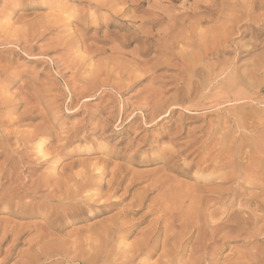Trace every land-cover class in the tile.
<instances>
[{
    "label": "rangeland",
    "instance_id": "rangeland-1",
    "mask_svg": "<svg viewBox=\"0 0 264 264\" xmlns=\"http://www.w3.org/2000/svg\"><path fill=\"white\" fill-rule=\"evenodd\" d=\"M163 1L162 4L164 6L165 4L166 6L169 5L168 0ZM220 1L224 3L218 4L221 3ZM233 1L235 2L236 0H217V8H215L217 12L215 11V13L218 14L215 15L216 20L213 21L215 24L211 22L210 25V22L206 21L204 23H199L197 26L196 32L199 31L197 34L199 33L204 37H206L204 34H210L211 39L213 38L212 35L217 33L214 39L216 43L220 42L214 44L213 39L212 41L208 37L204 38L199 35H197L196 38L200 37L199 42H203V46H207L206 49H208V52L213 44L222 49L223 45H225L224 51H227V53L225 52L224 54L225 57L227 55L226 62L228 61L230 64L229 66H232L231 69L235 67L233 71H235L234 75L237 79H239L240 74H242L239 80L240 82L242 81L243 87L249 90V95H251V97L247 99L249 102L247 100V102L244 101L241 104H234L232 102L229 104L226 103L227 105H218V107L216 106L212 108V110L209 108L207 111L188 112L181 106L176 105L172 107L171 105L174 95L176 96L174 97L176 100L182 95L179 91L182 82L181 80L179 83V80L182 79L180 64H172L173 61L170 63L172 65H167L168 67L162 66L154 72L156 75L148 71L143 72L149 67L146 66V69H144L145 67L142 68L141 70L143 71L139 70L141 72L136 70L131 73V76L130 73L127 74V70L122 68V70H124L122 71L116 68L115 66L117 65H115L113 61L112 63L115 66L113 67L111 63L109 67L111 61H108V58L104 57L105 55L109 56V53L101 54L102 52H95L97 53L96 55L94 52H91L90 55V52L84 51L85 53H83L84 48H80L76 51L78 53L76 55V52H69V48L67 49L65 45H62L63 38H70L67 34L71 35L72 38L86 34L88 36H86L87 39L85 40L87 42H85L86 45L96 44L97 47L99 46L102 48L105 46L100 43V45H97L98 43H94L91 37L94 36L96 32L97 35L99 34L101 36L106 31H117L110 21L111 19L109 22L106 17H103L104 19L101 17V22H96L92 19L91 15L93 9L90 10L84 0L82 2L81 0H0V72L2 73H0V140H2L0 142L3 143L0 145L4 147L0 148L1 154L3 153L0 158V231L7 228L9 232L11 231L10 234L12 236L17 235L21 238L7 264H24L26 261L28 264L32 262L36 264H100L101 261V264H109V262H103L105 259L98 254L99 248L96 247V245L98 244L97 246H99V244H101L99 240L100 233L107 226L113 224L114 220H118L115 224L119 222L116 224H119L117 226V231L119 233L116 231L114 243H112L113 245L111 244V246H113L111 250H116L115 254H111V258H109L111 264H128V261L124 260L125 258L130 259L129 264H142V262L144 264V260H146L145 264H160L159 261H162L161 264H165L166 260L162 258V255H164V252H167L169 255V248L172 249L170 255L176 256L171 264H194V260L193 262L191 260L194 259V257L191 258V254L197 258L198 256L201 257L203 254V257L207 259L205 264H238V262L239 264H245V262L248 264L247 260L249 262V260L252 261L253 258H255V253H259L257 251H259L260 248L262 249L263 245L258 248L256 243H251L252 241L249 240V238L244 239L247 235H243V237L237 239H234V236L236 228L238 226L242 227L240 224L237 225L240 219H249L259 216V218L262 217L264 220V125L262 124L264 123V102H262L264 101V9L257 13L258 17L256 14L255 17L248 18L245 15L246 11L242 10L244 8H246L244 10H248L253 4V0L250 2L246 0L245 5L242 4L240 0L236 1L237 4H234ZM242 1L244 3V0ZM247 1L252 4H248ZM180 3L181 2H177L172 5L178 7ZM190 3L188 2V4ZM241 5H244L242 10H238ZM228 6L231 7L227 8ZM87 8L89 10H87ZM144 8L145 5L142 9ZM232 9L238 11L236 12V10H234V13ZM89 11H91V13ZM229 13L233 15L231 16ZM236 13H241V15L244 14V17ZM227 14H229L230 17ZM259 14H261V16ZM220 16L223 19H219ZM233 16L235 22L232 21L230 23V18L232 20ZM239 16L242 18L240 19ZM225 17L227 19H225ZM237 18L239 19V24L236 22ZM88 19L92 20L90 21ZM253 19L255 21H253ZM51 20L54 21L51 22ZM81 20L89 22V33L82 29L80 24V22H82ZM247 20H249V22H247ZM223 21H227L226 24ZM244 21L247 23H244ZM49 22L51 25L54 22L56 27L61 25L58 27L59 31L64 28V32L62 30L59 34L55 28L44 32L43 36L32 34V31L37 33L40 27L47 25ZM135 23L138 25L139 20L135 22L133 20V22L129 24L128 29L123 32L117 31L118 34H127L126 36L132 34L137 26ZM186 23L191 25V23ZM223 24L225 25L223 26ZM229 24L230 26L238 24V27L232 30ZM38 26L39 28H37ZM65 26L69 27L66 28ZM225 26H228V28ZM223 27H225L226 30L224 35V32H222L224 30ZM28 30L32 31L29 32ZM21 32L24 33V37H26L27 41L22 37L23 35ZM220 33L221 37H225L226 44H224V38H222V40L221 37L218 36ZM91 34L92 36L90 37ZM232 34L233 37L230 36ZM18 35L20 37H18ZM29 36L32 37L29 38ZM217 36L220 40H218ZM229 36L230 40H228ZM17 38L19 39L17 40ZM194 39L184 42V45H188L189 48L188 46L186 47L187 49L183 48L184 45L181 46V44H177V48L179 46L183 48L184 55L182 60L189 61V65L196 61L199 62L202 59L200 61L201 63L196 62V64H199L198 66H201V69L204 68L205 70L206 68L203 64L206 61L205 56H207L208 52L204 51V53L206 52L205 55H203V52H199L200 54L202 53V57L204 58L201 56L199 57L200 54L197 51H199L198 49L204 50V47L201 48L202 44L197 45L199 43L197 41L198 38L195 39L198 43ZM206 39L208 41L207 44L205 41ZM211 42L212 45L209 44V46L208 43ZM25 43H27V46H25ZM191 43L196 45L193 44V46ZM34 45L35 48H32V50L31 47H34ZM29 46L31 47L28 48ZM190 46L194 49L198 47V49L194 51ZM106 47H108V45H106ZM178 49H180V47ZM192 51L196 53L193 54ZM98 54H100V56ZM75 55L77 57H75ZM78 55L82 56V61H80L81 56L78 58ZM87 55H90V57ZM195 56L197 59H201L197 60ZM225 57H223V59H225ZM77 58L80 60H75ZM191 58L193 61L190 60ZM69 59H73L72 62ZM203 60L204 62H202ZM101 61L103 67L101 66L102 68L100 67L99 69L96 66H100ZM221 61L223 62L225 60ZM76 62H78L79 65L83 62L85 63H83L82 68L85 66L87 68L85 67V69H82L83 72L80 71L82 74H78L80 73L79 70H75L74 63ZM107 62L108 65L106 66ZM187 62L184 61L186 65ZM66 64H72V69L74 68L73 70L75 72L77 71V73H74ZM92 65L95 66L92 67ZM97 68L99 70H97ZM117 70L120 71V74ZM256 70L257 72L259 71L256 74L258 78L262 77L259 80L255 74H251L253 72L255 73ZM95 71H100V74ZM104 72L107 74L109 73L108 75H111L109 76L110 78ZM137 73L145 74L142 76ZM94 74H99L100 79L98 75H96V77ZM117 74H119V78L117 77L119 80L115 78ZM248 74L249 76L255 75L253 79H256L250 80L251 82L253 81L250 84H248L250 81L248 82L245 79L249 77ZM153 75L157 78L153 77ZM81 76H83V79ZM86 76H88V79ZM136 76L139 78L141 76V79L137 78L132 80V78H136ZM91 78H93V81H91ZM86 79L88 81H86ZM114 79L117 80L119 84H117ZM127 79H129V81ZM138 79L139 81H137ZM89 80L93 82L91 86L94 85V89L89 87L91 84ZM125 80H127L126 83ZM111 81L115 88H117L118 85L123 87L124 84L126 87L122 89L118 86L119 89L116 90L114 88L112 90V86L110 87L111 89L109 88V86L112 85ZM94 82H99L101 85L105 86L101 87L99 83L96 84ZM127 82L129 85H127ZM253 83L254 85H252ZM120 84H122V86ZM82 88H84L83 90L89 88V92L86 94L82 93ZM147 92L151 95L148 94L147 96ZM155 94L157 95L156 97L153 96ZM149 96H153V100ZM159 96L160 99L157 102V97L159 98ZM145 97L147 99H145ZM70 99H72V104L68 106V104H70ZM148 99H151L149 101L152 102L147 101ZM161 99L163 100V104H161ZM166 100L168 103H166ZM159 102L160 105L157 107L155 103L159 104ZM145 104L150 105L146 106ZM161 105L163 113L160 111V113H157L158 116L153 118L150 117L149 114L153 113V111L155 112V107L159 108ZM164 105L168 106L167 109H170L169 111L173 110L172 113L169 111L166 113L167 109L165 110L166 107ZM157 108L156 110H158ZM239 113L244 115V127L238 124L237 114ZM256 115L257 117H255ZM258 117H260L261 122ZM33 135H35V137ZM31 136H33L32 139ZM230 154L232 156H230ZM221 161L223 163H221ZM231 161L238 162L241 166L243 165V167L253 168V171L249 172L250 174L244 177L243 183H241L242 180H238V177L229 176ZM86 173H88V175ZM113 175H120L121 178L123 176L124 182L122 188L131 184L130 188L132 189H129V193H124V190L121 189L108 199L107 196L110 194L107 192L106 188L107 181H109ZM82 179L83 181H81ZM159 179L163 181V183H160L161 188L160 186L154 188V182L159 181ZM78 182H80V186L74 185V183L78 184ZM87 182H89V185L84 184ZM238 184L241 186L245 184L242 186V190ZM148 185H152L149 187L151 191H148V195L145 197L146 200H144L142 206H140L138 200L143 196V188ZM73 186L76 189H72ZM181 187L182 189H180ZM80 188L83 189H81V193L80 190L78 191ZM98 188L101 190L103 198H97L94 195ZM232 188H235L239 192L244 191L246 195L236 196L234 194L235 196H233L231 193L233 191ZM69 189L70 192L68 191ZM72 190H75L74 193ZM80 194L82 197L79 196ZM198 194H200L201 197ZM228 194L229 197L227 196ZM49 195L51 198L55 199L47 197ZM71 195L75 198L73 196L71 197ZM192 195L193 197H190ZM228 198L233 199L232 202L227 201ZM192 200L195 202L199 200L197 202L198 204H195V207L197 206V208H199L203 205L202 207L204 210L202 207L200 208H202L203 211L200 208V210H196L197 208L195 209L193 204L194 201ZM22 203L26 206L30 205L24 207ZM75 203H77L78 206ZM191 204L193 206H191ZM154 205H157L155 207L156 211L160 209L159 216H161V223L165 226L162 231H159L155 235V252H150L149 258H147L148 253H145L147 254L146 256L145 254H142V256L137 253L136 258L135 255L132 257L131 254L133 252L129 251L130 247L133 246L131 247V249H133L132 251H136L135 248H137L138 244L141 242H139V240H142L140 238L143 237L141 236L143 235V231H148L149 226H151L149 220L152 219V214L150 213L152 212L151 210L155 209L153 207ZM22 206L24 208H22ZM74 206L77 207L75 208ZM209 206L211 209L213 208L212 211ZM27 209L31 210L28 211ZM163 209L166 210V213ZM219 210L222 212L221 215L219 214ZM200 211L202 215L204 214L203 217L199 215L201 214ZM208 211L210 214L213 212L211 216L215 214V220L218 219V221L222 218L226 221L228 217H231L232 222H230V225L233 226L231 228L228 224L230 227L227 228V231L229 232L230 228L231 230L234 229V231H230L229 233H235H233L234 236L228 233L231 237L228 235L229 237L225 238L226 241L224 239L219 241L214 249L210 248V250L208 249L206 252L203 251L204 253L201 250L195 252L194 249L198 247L196 245H199L197 241H201L200 239L197 240V237H199L201 233V231L199 233L197 229L202 225H199V223L204 221ZM192 214L195 215L192 216ZM62 216H64V219H62ZM165 216H167L166 218L168 221L164 220L166 219ZM199 216H201L203 220L201 219L200 221ZM190 218L194 222L197 221L195 219L198 218V226L196 223L194 225L197 229L192 225L193 223H191ZM214 218L215 217H212L213 220L211 221L215 222ZM60 219L61 221H59ZM112 220L113 222H111ZM103 225H105V227H101ZM166 225L169 228L167 232L165 230L167 228ZM12 227L15 233L11 230ZM1 235L2 232H0V237ZM206 236L207 239L208 235ZM92 237L94 239L96 238L94 241H99H92ZM167 237H170V240L167 239ZM116 238H118V243ZM165 239L168 242H165ZM84 240L86 242H84ZM119 240H121L122 243L119 242ZM171 240L174 241L172 242ZM76 242L81 245H78ZM92 242L95 243L94 246H92ZM88 243L90 244L88 245ZM168 243L169 245H166ZM171 243L172 245L175 243V252H173L174 247L170 245ZM220 243L225 245L220 246ZM9 244H11V239L5 244L7 246H3L2 249H6ZM33 244H36V246ZM50 246L52 247L48 248ZM58 246L59 248L62 247L60 248L61 252L57 249ZM77 247L83 250L81 249V252L77 250V252L75 250ZM94 247L98 248V253ZM120 247H122V249H120ZM123 247L129 249H124ZM69 248L71 251L73 250L74 253H80L78 255L71 254ZM48 249L50 251H48ZM215 249L217 251H215ZM84 250L87 252L86 254ZM126 250H128L129 253ZM117 251H121V254ZM123 252L126 254H123ZM176 252L178 253L174 255ZM195 253L198 256L194 255ZM213 253L215 254L213 255ZM67 255L69 257H67ZM84 256H87L89 260L90 258L88 256L95 257H93V260L87 261L88 259ZM98 256H100L102 260L99 258L98 261ZM160 256H162V259ZM168 257L169 256L166 258L167 260L170 258ZM251 257L253 258L250 259ZM3 258L4 253H1L0 264ZM27 258L32 262L30 261L29 263ZM80 258L83 260L81 259V261ZM112 258L114 262L111 261ZM176 259L179 260L177 261ZM92 261L95 262L93 263ZM116 261L117 263H115ZM121 261H124V263H121ZM254 262L253 260V263Z\"/></svg>",
    "mask_w": 264,
    "mask_h": 264
},
{
    "label": "bare ground",
    "instance_id": "bare-ground-1",
    "mask_svg": "<svg viewBox=\"0 0 264 264\" xmlns=\"http://www.w3.org/2000/svg\"><path fill=\"white\" fill-rule=\"evenodd\" d=\"M83 0H81V2H82ZM85 2H86V4H87V7L89 6V9L91 10V9H93V11H92V15H91V18L92 19H94L96 22L97 21H100V19H101V17L103 18V17H106L107 18V20H108V22H109V20L112 22V24H113V26H114V28L118 31V32H123L124 30H126V29H128L129 28V24L130 23H132L133 22V20H134V22L136 21V20H139V24L137 25L136 23V27H135V30H134V32L132 33V34H128V36H126L127 34H118V32L116 31V32H111L110 30H108V31H110V32H104L101 36L99 35H97V32H96V34L94 35V36H92V34L90 35V37H91V39L94 41V43H98L97 45H104L105 47H102V48H100L99 46V48L96 46V44H94V45H86L85 44V40L87 39V35L85 34H82L80 37L78 36V37H74V38H72V36L71 35H68L67 34V36L68 37H70L69 39H64L63 38V41H62V45H65L66 47H67V49L69 50V52H73V53H75L78 49H80V48H84V50H83V53H85V52H90L89 54L91 55V52L93 53H95V52H99V53H101V54H103V53H109V56L107 55H102V56H104V57H107L108 58V61H111L110 63H109V67H110V64L112 63V61L115 63V65H117V66H115L113 63V67L115 66L116 68H119L120 70H122V68L124 69V70H127V74H131V73H133V72H135L136 70H141L142 68H144V69H146V66H149V67H147V70L145 71H143V70H141V71H143V72H149V73H152V74H155L154 72L155 71H157V69L158 68H161L162 66H169V65H172V64H174V63H176L175 65H178V64H180V66H181V69H182V72H181V70H180V72L182 73V76H181V78L182 79H180L179 80V83L181 82V80H182V82H181V85H180V88H179V91L182 93V95H180L181 97H179L178 98V100H176V98L174 99V97H176L175 95L173 96V103L171 104L172 105V107H174V106H181V107H183L185 110H187L188 112L189 111H207V109H209V108H211L210 110H212V108H214V107H218V105H221V104H225V105H227L226 103H237V104H241L242 102H244V101H246L248 98H250L251 97V95H249V90H247V88L245 89V87H243V84L240 82V76L242 75V74H240V76H239V79H237L236 78V76L234 75L235 73V71H233V69L235 68V67H233L232 69H231V67L229 66L230 64H229V62L227 63L226 62V57H227V55H226V57L224 56V54H225V52L227 53V51L225 50L224 51V46L225 45H223V49L222 48H220L219 46H217V45H214V44H218V43H216L215 42V39H214V36H216L217 35V33L216 34H213L212 35V37L213 38H211L210 39V34H204V35H206V37H208L210 40H214V44L212 45V42L211 43H208V45L209 44H211L212 46H211V48H210V50H209V52L207 51L208 49H206V47L207 46H203V44L202 43H200L199 41V38L200 37H197L196 38V36L197 35H199V36H202V37H204L203 35H200L199 33L197 34V32H199V31H197L196 32V30H197V26L199 25V23H204V22H206V21H208V22H210V25H211V22H213L214 20H216V18H215V15H217L216 13H215V11L217 12V10H215V8H217V3L219 2H217V0H168V6H166V4H165V6L162 4V1L163 0H84ZM166 1V0H165ZM190 1H191V3H190ZM232 1V0H231ZM237 1V0H236ZM236 1L234 2V4L236 3ZM241 2H242V4H244L245 5V2H246V0H244V3H243V1L242 0H240ZM249 2L250 1H252V0H248ZM247 1V3L248 4H252L249 8H248V10H244V9H246V8H244L243 10H242V8H243V6L244 5H241V6H239V8H238V10H242V11H246L245 12V15H246V17H248V18H253V17H255V15L257 14V13H259L260 11H262L263 9H264V0H253L252 1V3H249ZM164 2V1H163ZM177 2H181L180 4H179V6L178 7H174V5H172L173 3H177ZM188 2L190 3V4H188ZM221 2V1H220ZM227 2H230V1H227ZM226 2V3H227ZM241 2H240V4H241ZM80 3V2H79ZM222 3H224L223 1L221 2V3H218V4H222ZM246 3V5L248 6V4ZM85 4V3H84ZM233 4V3H232ZM232 4H231V6H232ZM237 4V3H236ZM144 5H145V8L144 9H142L143 7H144ZM186 5H187V7H186ZM231 6H228L227 8H230ZM223 7H224V5H223ZM219 8H220V6H219ZM234 8H235V6H234ZM88 8H87V10H89ZM221 9V8H220ZM224 9V8H223ZM227 10V9H226ZM230 10V9H229ZM233 11L234 10H236V9H232ZM232 10H231V13H232ZM238 10H236V12L238 11ZM222 11V10H221ZM90 13H91V11H89ZM88 12V13H89ZM218 12H219V10H218ZM264 12V11H263ZM221 13H223V12H221ZM220 13V14H221ZM231 13H229V14H231ZM234 13H235V11H234ZM242 13V12H241ZM241 13L239 14V13H236L237 15L239 14V15H241ZM244 13V12H243ZM229 14H227V15H229ZM263 14V13H262ZM224 15V14H223ZM233 14H231V16H232ZM260 16H261V14H259ZM72 16V15H71ZM241 16H243L244 17V14L243 15H241ZM241 16H239L240 17V19L242 18ZM263 16V15H262ZM229 17H230V15H229ZM257 17H258V14H257ZM46 18V17H45ZM52 18V17H51ZM73 18V17H72ZM106 18H105V20H106ZM236 18V17H235ZM247 18V19H248ZM261 18V17H260ZM53 19V18H52ZM86 19V18H85ZM92 19H88V20H92ZM104 19V18H103ZM136 19V20H135ZM219 19H223V18H221V16L219 17ZM225 19H227L226 17H225ZM244 19H246V18H244ZM238 18H237V20H236V22L239 24V22H238ZM250 20V19H249ZM249 20H247V22H249ZM256 20H258V19H256ZM52 21H54V20H51V22ZM75 21V20H74ZM82 22H80V24H81V26H82V29L84 30V31H88V29H89V27H88V21H83V20H81ZM102 21V20H101ZM100 21V22H101ZM220 21V20H219ZM232 21H234V16H233V18H232V20H231V18H230V23L232 22ZM251 21V20H250ZM253 21H255L254 19H253ZM261 21V20H260ZM186 22H188V23H191V25H188ZM223 22H225V24H226V22L227 21H223ZM235 22V21H234ZM233 22V23H234ZM247 22H245L244 21V23H247ZM60 23H61V21H60ZM59 23V24H60ZM138 23V22H137ZM229 23V22H228ZM232 23V24H233ZM72 24V23H71ZM97 24V23H96ZM100 24V23H99ZM187 24V25H186ZM213 24H215L214 22H213ZM218 24V23H217ZM216 24V25H217ZM225 24H223V26L225 25ZM238 24L237 25H231L230 26V24H229V26H230V29H232V30H234L235 28H237L238 27ZM62 25H63V23H62ZM66 25V24H65ZM70 25V24H69ZM73 25H76V24H73ZM90 25V24H89ZM200 25H202V24H200ZM207 25H209V24H207ZM221 25V24H220ZM219 25V26H220ZM61 26V25H60ZM59 25H58V27H60ZM67 26V25H66ZM65 26V27H66ZM97 26V25H96ZM95 26V27H96ZM222 26V25H221ZM220 26V27H221ZM240 26H241V24H240ZM240 26H239V28H240ZM246 26V25H245ZM58 27H56V24H54V22H53V24L51 25L50 24V22L47 24V25H43L42 27H40V29H39V31H37V33L35 32V31H32L33 30V28H32V34H38L39 36H43V33L44 32H46V31H48V30H50V29H55L56 28V30L58 31V33L60 34L61 32H62V30L64 29H62V30H60L59 31V28ZM69 27V26H68ZM68 27H66V28H68ZM73 27V26H72ZM201 27V26H200ZM226 28H228V26H225ZM225 27H223L224 28V30L222 31L221 29V31L222 32H224L223 33V35L225 34V32H226V30H225ZM37 28H39V26L37 27ZM36 28V29H37ZM62 28V27H61ZM213 28V27H212ZM217 28H219V27H217ZM217 28H216V30H217ZM75 29H76V27H75ZM199 29V28H198ZM211 29V28H210ZM35 30V29H34ZM66 30H69V29H66ZM96 30H97V28H96ZM114 30V29H113ZM203 30V29H202ZM205 30V29H204ZM29 31V30H28ZM31 31H29V32H31ZM52 31V30H51ZM75 31V30H74ZM73 31V32H74ZM237 31V30H236ZM15 32V31H14ZM35 32V33H34ZM63 32H64V30H63ZM68 32V31H67ZM66 32V33H67ZM201 32V31H200ZM204 32V31H203ZM207 32V31H206ZM214 32H215V30H214ZM234 32V31H233ZM233 32H231V33H233ZM22 33V32H21ZM20 33V34H21ZM65 33V34H66ZM69 33V32H68ZM71 33V32H70ZM80 33H81V31H80ZM80 33H78V34H80ZM83 33V32H82ZM88 33H89V31H88ZM99 33V32H98ZM208 33V32H207ZM229 33V32H228ZM234 33H236V32H234ZM73 34V33H72ZM202 34V33H201ZM211 34H212V32H211ZM15 35V34H14ZM13 35V36H14ZM22 37L23 38H25V40L27 41V39H26V37H24V33H22ZM58 35V34H57ZM208 35V36H207ZM12 36V37H13ZM16 36V35H15ZM27 36V35H26ZM87 36V37H86ZM218 36L219 37H221V33H220V35L218 34ZM217 36V37H218ZM230 36H232L233 37V34L232 35H230ZM230 36H229V39L228 40H230ZM18 37H20L19 35H18ZM21 37V38H22ZM32 36H29V38H31ZM201 37V38H202ZM206 37H204V38H206ZM216 37V38H217ZM219 37H218V40H220L219 39ZM20 38V39H21ZM28 38V37H27ZM28 38V39H29ZM197 39V41L200 43H198L195 39ZM222 38H224V41H225V37L223 36V37H221V39ZM19 38H17V40H18ZM90 39V38H89ZM195 40L198 44L197 45H201L202 44V47L201 48H203L204 47V50H200V49H198V47H196L199 51H197L198 53L199 52H203V55H205V53L206 52H208V54H207V56H205V59H206V61L204 62V60L202 61V62H204V64H203V66L206 68L205 70H204V68L203 69H201V66L199 67L198 65L199 64H196V62L194 63L193 62V64H191V65H189V61L187 62L186 60H184L185 62H187V65L184 63V61L182 60V57H183V55H184V51L182 50L183 48H186L187 46H185L184 44V42H188V41H191V40ZM203 39V38H202ZM201 39V40H202ZM208 39V40H209ZM212 40V41H213ZM223 40V39H222ZM9 41V40H8ZM19 41H21V40H19ZM195 41H193V42H195ZM203 41H204V39H203ZM206 41V44H207V39L205 40ZM87 43V42H86ZM100 43V44H99ZM27 43H25V46H27L26 45ZM89 44V43H88ZM91 44V43H90ZM177 44H181V46L182 45H184V47L183 48H181V46H179L180 47V49H178L177 48ZM187 44H189V43H187ZM192 45L194 44V43H191ZM220 44H222V43H220ZM224 44H226V41H225V43ZM106 45H108V47H106ZM194 45H196V44H194ZM193 45V46H194ZM24 46V47H25ZM210 46V45H209ZM23 47V48H24ZM31 46H29L28 48H30ZM190 47H192V46H190ZM32 48H35V45H34V47H31V49ZM176 48H177V50H176ZM188 48H189V46H188ZM187 49V48H186ZM191 49H194L193 47L191 48ZM197 49H194V51H196ZM33 50V49H32ZM82 50V49H81ZM29 51H30V49H29ZM85 51V52H84ZM204 51H206L205 53H204ZM230 52H231V50H230ZM68 53V52H67ZM192 53H193V51H192ZM196 53V52H195ZM195 53H193V54H195ZM198 53H197V55H198ZM233 53V52H232ZM71 54V53H70ZM78 53L76 52V55H77ZM96 55H97V53H95ZM186 54V53H185ZM189 54V53H188ZM200 54V53H199ZM75 55V57H77ZM85 55V54H84ZM90 55H87L88 57H90ZM94 55V54H93ZM95 55V56H96ZM99 56H100V54H98ZM81 56V55H80ZM79 55H78V58L80 57ZM86 56V55H85ZM186 56V55H185ZM192 56V55H191ZM194 56V55H193ZM202 57V53L199 55V57ZM87 57V58H88ZM103 57V58H104ZM223 57H225V59H223ZM78 58L77 59H75V60H77V61H79L78 60ZM86 58V59H87ZM195 58H196V56H195ZM195 58H194V60H195ZM202 58H204V57H202ZM66 59H68V58H66ZM84 59V58H83ZM85 59V60H86ZM106 59V58H105ZM197 59V58H196ZM201 58H199V59H197V60H200ZM69 60H71V62H72V60L73 59H69ZM74 60V61H75ZM103 60V59H102ZM190 60H192L193 61V59L191 58ZM202 60V59H201ZM200 60V61H201ZM221 60H225V61H221ZM229 60V59H228ZM68 61V60H67ZM80 61H82V56H81V60ZM174 61V62H173ZM199 61V62H200ZM232 61V60H231ZM69 62V61H68ZM87 62V61H86ZM171 62H173L172 64H170ZM199 62H197V63H199ZM234 62V61H233ZM84 63V62H83ZM83 63L81 64V65H79L78 64V62H76V63H72L73 65H74V68H76L75 70H79V72L80 71H82V69H85V67L84 68H82L83 67ZM201 63V62H200ZM231 63V62H230ZM72 64L70 65V64H66V66H68V68H70L72 71H74L73 69H72ZM85 64V63H84ZM103 65V63H102V61L100 62V66H96V67H98L99 69H100V67ZM105 64V63H104ZM70 65V66H69ZM108 65V62H107V64H106V66ZM186 65V66H185ZM93 66H95V65H92V67ZM167 66V67H168ZM256 66V65H255ZM91 67V66H90ZM95 67V68H96ZM103 67V66H102ZM101 67V68H102ZM112 67V68H113ZM166 67V68H167ZM252 67H253V65H252ZM67 68V69H68ZM87 68V67H86ZM97 68V70H99ZM107 68V67H106ZM261 68V67H260ZM4 69H5V67H4ZM69 69V70H70ZM88 69H89V67H88ZM90 69H92V68H90ZM94 69V68H93ZM108 69V68H107ZM115 69V68H114ZM113 69V70H114ZM253 69V68H252ZM255 69H256V67H255ZM95 70V69H94ZM116 70V69H115ZM124 70H122V71H124ZM71 71V72H72ZM91 71V70H90ZM103 71V70H102ZM107 71V70H106ZM118 71V70H117ZM116 71V72H117ZM122 71H121V73H122ZM141 71H139V72H141ZM83 72V71H82ZM96 72V71H95ZM107 72H109V71H107ZM110 72H111V70H110ZM115 72V73H116ZM119 72V74H120V71H118ZM138 72V73H139ZM248 72V71H247ZM259 72V71H258ZM257 72V70H256V72L254 73H251V74H257L258 73ZM1 73V72H0ZM5 73V72H4ZM74 73H77V71L75 72L74 71ZM73 73V74H74ZM91 73H92V71H91ZM90 73V74H91ZM96 73H99L100 74V71L99 72H96ZM105 73V72H104ZM114 73V72H113ZM112 73V74H113ZM137 73V74H138ZM250 73V72H249ZM2 74V73H1ZM0 74V75H1ZM5 74H7V73H5ZM72 74V75H73ZM78 74H82L81 72L80 73H78ZM99 74H96V75H98V77H99V79H100V75ZM105 74H107V73H105ZM109 74V73H108ZM107 74V76L109 77V76H111V75H108ZM119 74H117V76L115 77L117 80H119L118 78V75ZM123 74L125 75V73L123 72ZM122 74V75H123ZM135 74V73H134ZM133 74V75H134ZM136 74V75H137ZM141 74V73H140ZM140 74H138V75H140ZM145 74V73H144ZM143 73L141 74L142 76L144 75ZM71 75V76H72ZM95 75V74H94ZM93 75V76H94ZM95 75V76H96ZM103 75V74H102ZM114 75V74H113ZM116 75V74H115ZM156 75V74H155ZM245 75V74H244ZM255 75H251V76H249V74H248V78H245L246 79V81H250V80H256V79H253L254 77H255ZM104 76V75H103ZM131 76H132V74H131ZM246 76V75H245ZM257 76V75H256ZM263 76V75H262ZM77 77V76H76ZM78 77H80V76H78ZM82 77V79H83V76H81ZM97 77V76H96ZM105 77H106V75H105ZM108 77H107V79H108ZM114 77V76H113ZM118 77V78H117ZM120 77H121V75H120ZM124 77V76H123ZM134 77V76H133ZM146 77V76H145ZM152 77V76H151ZM153 77H155L154 75H153ZM159 77V76H158ZM244 77V76H243ZM243 77H242V80H243ZM260 77V76H259ZM74 78V77H73ZM86 78L88 79V76H86ZM103 78V77H102ZM110 78V77H109ZM129 78H130V75H129ZM132 78V77H131ZM137 78H139V77H137L136 76V78H132V80H134V79H137ZM143 78V77H142ZM155 78H157V77H155ZM257 78H258V76H257ZM260 78H262V77H260ZM260 78H258V80L260 79ZM81 79V78H80ZM86 79V81H88ZM93 78H91V81H93L92 80ZM95 79H98V78H95ZM105 79V78H104ZM122 79V78H121ZM124 79H125V77H124ZM123 79V80H124ZM139 79H141V76H140V78ZM139 79L137 80V81H139ZM144 79H146V78H144ZM154 79V78H153ZM77 80V79H76ZM85 80V79H84ZM117 80H115L114 79V81H116V83H117ZM128 81H129V79H127ZM127 80H125V83H126V81ZM90 80H89V82L91 83L90 85H89V87H94V85L93 86H91L92 85V83L93 82H91ZM121 81V80H120ZM75 82H77V81H75ZM74 82V83H75ZM80 82H81V80H80ZM105 82V81H104ZM122 82V81H121ZM131 82V81H130ZM134 82V81H133ZM253 82V81H252ZM251 81L248 83V84H250V83H252ZM255 82V81H254ZM83 83V82H82ZM94 83H96V84H98L97 82H94ZM106 83V82H105ZM111 83H112V81H111ZM110 83V84H111ZM128 83V82H127ZM245 83V82H244ZM79 84V83H78ZM81 84V83H80ZM100 84V86L102 87V86H105V85H101V83H99ZM104 84V83H103ZM107 84V83H106ZM117 84H119V83H117ZM83 85V84H82ZM108 85V84H107ZM113 83H112V85H110L109 86V88L112 86L113 87ZM116 85V84H115ZM121 86H122V84H120ZM125 85V84H124ZM123 85V87H126V86H124ZM127 85H129V83L127 84ZM246 85V84H245ZM252 85H254V83L252 84ZM85 86V85H84ZM88 86V85H87ZM117 86V85H116ZM119 86V85H118ZM117 86V88H115V87H113L112 88V90L115 88L116 90L117 89H119V87ZM76 87V86H75ZM123 87H120V88H122L123 89ZM87 88V87H86ZM85 88V90H83L84 88H82V90L83 91H81L82 93H84V94H86V93H88L89 91V88L88 89H86ZM94 89V88H93ZM92 89V90H93ZM111 89V88H110ZM121 90V89H120ZM178 92V91H177ZM176 93V92H175ZM77 94V93H76ZM81 94V93H80ZM146 94V93H145ZM148 94L149 95H151L150 93H148L147 92V96H148ZM178 94V93H177ZM251 94H252V92H251ZM153 96H157L156 94L155 95H153ZM153 96H149V97H151V99L153 98ZM179 96V95H178ZM155 97H154V99H155ZM252 97H254V96H252ZM161 98H163V97H161ZM73 99V98H72ZM72 99H70V101H69V103L70 104H68V106L69 105H71L72 104ZM145 99H147L146 97H145ZM144 99V100H145ZM151 99H148L147 101H149V100H151ZM157 102L159 101V99H160V96H159V98L157 97ZM76 100V99H75ZM153 100V99H152ZM156 100V99H155ZM175 100V101H174ZM161 102L163 101L162 99L160 100ZM248 101V100H247ZM246 101V102H247ZM149 102H152V101H149ZM156 102V101H155ZM165 102V101H164ZM249 102V101H248ZM260 102V101H259ZM262 102H264V101H262ZM153 103H154V101H153ZM166 103H168L167 102V100H166ZM171 103V102H170ZM148 104V103H147ZM161 104H163V102L161 103ZM165 104V103H164ZM245 104V103H244ZM247 104V103H246ZM146 105V104H145ZM150 105V104H149ZM149 105H146V106H149ZM155 105H157V107L160 105V102H159V104L158 103H155ZM154 105V106H155ZM167 105H170V104H167ZM165 106L166 108H165V110L168 108V106ZM170 105V106H171ZM231 105V104H230ZM163 106V107H164ZM169 106V107H170ZM247 106V105H246ZM3 107V106H2ZM157 107H155V112L153 111V113H151V114H149V116L150 117H156V116H158L157 115V113H160V111L163 113V108H161L162 107V105L159 107V108H157ZM227 107V106H226ZM232 107V106H231ZM156 108L159 110V109H161V110H159V112H158V110H156ZM235 108V107H234ZM252 108V107H251ZM255 109V108H254ZM170 109H167L166 110V113H167V111H169ZM157 111V112H156ZM173 111V110H172ZM172 111H169V112H171L172 113ZM165 112V111H164ZM237 121H238V124L241 126V127H244L245 126V120H244V115L242 114V113H239V114H237ZM255 117H257V115L255 116ZM259 118V120H260V117H258ZM262 118V117H261ZM251 119V118H250ZM248 120V119H247ZM257 121H258V119H257ZM236 122V121H235ZM254 122V121H253ZM260 122H261V120H260ZM250 123V122H249ZM255 123V122H254ZM251 124V123H250ZM249 124V125H250ZM253 124V123H252ZM263 125H264V123H262ZM261 124V126L263 127V125ZM248 125V124H247ZM31 135V134H30ZM34 137H35V135H33ZM33 136H31V139L33 138ZM26 139V138H25ZM226 139H227V137H226ZM0 141H2V140H0ZM8 141V140H7ZM6 141V142H7ZM224 141V140H223ZM222 141V142H223ZM0 144H3V143H1L0 142ZM42 145V144H41ZM39 146V145H38ZM0 148H4V147H2L1 145H0ZM227 149V148H226ZM37 152H40V151H37ZM219 152V151H218ZM232 152V151H231ZM3 154V153H2ZM2 154H1V152H0V158L2 157ZM230 156H232L231 154H230ZM230 156H229V158H230ZM43 157V156H42ZM242 159V158H241ZM229 160V159H228ZM253 160V159H252ZM129 161H131V160H129ZM230 161V160H229ZM228 161V162H229ZM242 161V160H241ZM248 161V160H247ZM216 162V161H215ZM255 162H257V161H255ZM221 163H223L222 161H221ZM226 163V162H225ZM244 163V162H243ZM231 166H230V168L229 169H231L230 170V172H229V176H236V177H238V180L240 179V180H242L241 181V183H243L244 182V177H246L248 174H250L249 172H251V171H253L252 169L253 168H251V167H243V165L241 166V164L240 163H238V162H232L231 161ZM229 164V165H230ZM218 165V164H217ZM255 165V164H254ZM253 165V166H254ZM168 166V165H167ZM244 166H245V163H244ZM165 167V166H164ZM164 169V168H163ZM87 175H88V173H86ZM114 174V173H113ZM243 174H244V176H243ZM85 175V174H84ZM87 175H86V178H87ZM226 175V174H225ZM83 176V175H82ZM81 176V177H82ZM77 177V176H76ZM78 178V177H77ZM83 178V177H82ZM70 179V178H69ZM68 179V180H69ZM74 179V178H73ZM79 179V178H78ZM81 179V178H80ZM84 179V178H83ZM83 179L81 180V181H83ZM90 179V178H89ZM88 180V179H87ZM162 180V179H161ZM85 181V180H84ZM159 181H160V179H159ZM156 181V182H154V185L153 186H155L154 188H156V187H159L160 186V188H161V184L160 183H163V181ZM167 181V180H166ZM49 182V181H48ZM73 182H74V180H73ZM123 182H124V180H123V176H122V178H121V176L119 175V176H115V175H113L110 179H109V181H107V192L110 194V195H106L107 197H108V199L109 198H111V195H113V194H116L118 191H120L121 189L122 190H124V193H127L128 191H129V189H132V188H130L131 187V184H129V185H127L126 187H124V188H122V185H123ZM149 182V181H148ZM89 182H87V183H84V184H87V185H89L88 184ZM132 183V182H131ZM153 183V182H152ZM237 183H238V181H237ZM239 183H240V181H239ZM246 183V182H245ZM46 184V183H45ZM50 184V183H49ZM55 184V183H54ZM66 184V183H65ZM71 184V183H70ZM150 184H151V182H150ZM164 184H165V182H164ZM248 184V183H247ZM74 185H78V186H80V182H78V184L76 183H74ZM86 185V186H87ZM243 185H245V184H242V186ZM83 186V185H82ZM95 186V185H94ZM100 186V185H99ZM150 186H152V185H148V186H145L144 188H143V190H144V193H143V196H142V198L140 197L139 198V200H138V204L140 205V206H142V204H143V201L144 200H146L145 199V197H146V195H148L147 193H148V191L150 190ZM164 186V185H163ZM238 186H240V189L242 188V186L241 185H239L238 184ZM56 187V186H55ZM69 187V186H68ZM133 187V186H132ZM60 188H61V186H60ZM76 189L74 186L72 187V189ZM78 188V187H77ZM84 188H85V186H84ZM166 188V187H165ZM168 188V187H167ZM189 188V187H188ZM55 189V188H54ZM81 189L82 188H80V189H78V191L80 190V193H81ZM180 189H182V187L180 188ZM243 189V188H242ZM241 189V190H242ZM62 190V189H61ZM64 191H66L65 189H63ZM83 190V189H82ZM232 195L233 196H242V195H246L245 194V192L244 191H241V192H239L238 190H236L235 188H232ZM52 191H53V189H52ZM69 192H70V189L68 190ZM73 191V190H72ZM75 191V190H74ZM74 191H73V193H74ZM151 191V190H150ZM158 191H159V188H158ZM56 192H57V190H56ZM85 192H86V190H85ZM51 193V192H50ZM63 193H65V192H63ZM62 193V194H63ZM78 193V192H77ZM87 193V192H86ZM129 193V192H128ZM69 194V193H68ZM71 194V193H70ZM82 194H83V191H82ZM183 194H184V191H183ZM235 194V195H234ZM48 195V194H47ZM73 195H78V194H73ZM73 195H71V197L73 196ZM94 195L97 197V198H101L102 197V195H101V190L98 188V189H96V193H94ZM150 195V194H149ZM191 195V194H190ZM200 197H201V195L200 194H198ZM255 195V194H254ZM79 196H81V194L79 195ZM105 196V195H104ZM174 196V195H173ZM228 197H229V194L227 195ZM47 197H50V195L49 196H47ZM62 197H63V195H62ZM64 197H65V194H64ZM74 197V196H73ZM82 197V196H81ZM177 197H179V196H177ZM183 197V196H182ZM181 197V198H182ZM186 197V196H185ZM190 197H193V195L192 196H190ZM189 197V198H190ZM198 197V196H197ZM216 197H218V196H216ZM51 198V197H50ZM49 198V199H50ZM58 198H60V197H58ZM75 198V197H74ZM73 198V199H74ZM103 198V197H102ZM175 198H176V195H175ZM199 198V197H198ZM220 198H221V196H220ZM51 199H55V198H51ZM50 199V200H51ZM69 199H71V198H69ZM86 199V198H85ZM96 199V198H95ZM94 199V200H95ZM179 199V198H178ZM192 199V198H191ZM194 199V198H193ZM197 199V198H196ZM201 199V198H200ZM231 198H228L227 199V201H230V202H232V200L233 199H231ZM63 200V199H62ZM62 200H60V201H62ZM66 200H68V199H66ZM90 200H92V199H90ZM100 200V199H99ZM180 200V199H179ZM6 201V200H5ZM65 201V200H64ZM75 201V200H74ZM78 201V200H77ZM176 201V200H175ZM190 201V200H189ZM192 201H194V200H192ZM199 201V200H198ZM198 201H194L193 202V204H194V207H195V204L197 205L198 203ZM9 202V201H8ZM159 202V201H158ZM180 202V201H179ZM178 202V203H179ZM201 202V201H200ZM6 203V202H5ZM16 203V202H15ZM20 203V202H19ZM28 203V202H27ZM26 203V204H27ZM67 203V202H66ZM69 203V202H68ZM71 203V202H70ZM132 203V202H131ZM134 203V202H133ZM202 203V202H201ZM11 204V203H10ZM76 205H77V203H75ZM98 204V203H97ZM160 204V203H159ZM164 204V203H163ZM177 204V203H176ZM183 204H184V202H183ZM203 204H205V203H203ZM207 204V203H206ZM18 205H20V204H18ZM22 205H24V207L26 206L24 203H22ZM30 205V204H29ZM28 205V206H29ZM67 205V204H66ZM72 205H74V204H72ZM132 205V204H131ZM212 205V204H211ZM16 206H17V204H16ZM28 206H26V207H28ZM71 206V205H70ZM69 206V207H70ZM78 206V205H77ZM77 206H74L75 208L77 207ZM157 206V205H156ZM155 205L153 206L154 208L156 207ZM163 206V205H162ZM171 206H172V204H171ZM178 206H179V204H178ZM191 206H193L192 204H191ZM199 206V205H198ZM203 206V205H202ZM202 206H200V207H202ZM6 207H7V205H6ZM23 206H22V208H24ZM152 207V206H151ZM150 207V208H151ZM193 207V208H194ZM199 207V208H200ZM210 207V206H209ZM261 207V206H260ZM17 208V207H16ZM30 208L33 210V208L30 206ZM74 208V209H75ZM80 208V207H79ZM164 208V207H163ZM177 208H179V207H177ZM181 208H182V205H181ZM197 208V206L195 207V209ZM197 208L196 210H202V208ZM205 208H206V206H205ZM26 209V208H25ZM30 209V210H31ZM66 209V208H65ZM73 209V208H72ZM165 209V208H164ZM163 209V210H164ZM194 209V210H195ZM210 209H211V207H210ZM263 209V208H262ZM20 210H21V208H20ZM23 210V209H22ZM28 211H30L29 209H27ZM68 210V209H67ZM70 210V209H69ZM160 210V209H159ZM158 209H157V211H156V208L155 209H153V210H149L151 213L150 214H152L151 216H152V219L151 218H149V219H151V220H149L150 221V224H151V226H149V229H148V231H143V235H141V236H143L142 238H140V239H142V240H139V244H138V246H137V248H135V246H134V248L136 249V251H132L133 249H131V247H133V246H131L130 247V252H133L131 255H132V257L135 255V258L137 257V253L139 254V255H142V254H145V253H148V257L147 258H149V253L150 252H152V251H154L156 248H155V235L159 232V231H162V229H163V227H165V226H163L164 224H162L161 223V216H159L160 215V211H159ZM191 210H192V208H191ZM203 210H204V208H203ZM202 210V211H203ZM208 210H209V208H208ZM213 210V208L211 209V211ZM215 210H217V209H215ZM14 211H15V209H14ZM17 211V210H16ZM161 211H162V209H161ZM166 210H164V212H165ZM190 211V210H189ZM188 211V212H189ZM210 211V210H209ZM209 211H208V213H209ZM218 211V210H217ZM25 212H26V210H25ZM190 212H193V211H190ZM206 212H207V210H206ZM72 213V212H71ZM162 213V212H161ZM166 213V212H165ZM197 213V212H196ZM200 213L201 214H199V215H201L202 217H203V215H202V212L200 211ZM205 213V212H204ZM206 214L205 215V218H204V221H202V223H199V225L200 224H202V225H200L199 227H198V229L194 226L195 225V223L197 224V226H198V223L197 222H199V220L201 221V219L203 220V218H201V216H199V220H198V218H196L195 220H197V221H192V219H191V223H193L192 225L199 231V233H200V231H201V233H200V236L199 237H197L196 239L197 240H201L200 242L199 241H197V243H199V245H196V246H198L196 249H194L195 250V252H198L199 250H201L202 252L203 251H205L206 252V250H210V248L212 249H214V247H216L218 244V242L219 241H222L223 239L226 241V239L225 238H228L230 235H232V236H234L233 235V233H235V236H234V239L236 238H240V237H243V235L245 236V235H247V237H245L244 239H248L249 238V240H251L252 242L251 243H256V246L259 248V246H261V245H263V247H262V249L260 248L259 249V251H257V252H259V253H255V255H254V257L255 258H253V257H251L250 259H252L253 258V260L255 261L254 263H253V260L251 261V260H249V262H248V260H247V263L248 264H250L251 262L253 263V264H264V220L262 219V217L261 218H259V216H255V218H249V219H240L239 220V222L237 223V225L238 224H240V225H242V227H240V226H238L237 228H236V230H235V232H233L232 234H230L229 232L231 231H234V229L233 230H231L230 228H229V232L227 231L228 229V227H230L231 225V223L230 222H232V218L231 217H228V219L226 220V221H224L225 219L224 218H222V219H220L219 221H218V219L217 220H215L216 219V216H214V215H212L211 216V214H213V212H211V214L209 215V214ZM221 213L222 212H220V210H219V214L221 215ZM217 214V213H216ZM56 215V214H55ZM54 215V216H55ZM162 215H164V214H162ZM187 215V214H186ZM193 215H195V214H192V216ZM197 215H198V213H197ZM218 215V214H217ZM60 216V215H59ZM63 217V218H62ZM62 217H60V218H62V219H64V216H62ZM167 216H165V218H166ZM212 217H215L214 218V220H215V222H213V221H211V220H213L212 219ZM226 217V218H227ZM53 218H55V217H53ZM115 218V217H114ZM117 218H119V217H117ZM164 218V217H163ZM169 218V217H168ZM57 219V218H56ZM59 219V218H58ZM120 219V218H119ZM193 219H194V217H193ZM224 219V220H223ZM50 220H52V219H50ZM165 221L167 220L168 221V219L166 218V219H164ZM164 220H163V222H164ZM223 220V221H222ZM56 221V220H55ZM59 221H61V219L59 220ZM63 221V220H62ZM110 221V220H109ZM116 221H118V220H116ZM115 220H114V223L113 224H111L110 222V224L111 225H109V224H107V225H109V226H107L101 233H100V241H101V244H99V246H97L96 245V247H98V248H95L96 249V252L102 257V258H104L103 260V262L104 263H108L109 262V264H111L110 263V260H109V258H111V254H115V251L116 250H111L112 248H113V246H111V244L112 243H114V238H115V233H116V231L118 230L117 229V226L119 225H116L117 223H119V222H117L116 224H115V222H116ZM145 221H146V219H145ZM111 222H113V220L111 221ZM147 223H149V222H147ZM230 226H229V225ZM121 226V225H120ZM192 226V227H193ZM233 226V225H232ZM232 226H231V228H232ZM101 227H105V225H103V226H101ZM101 227H100V229H101ZM166 227H167V225H166ZM171 228V227H170ZM235 228V227H234ZM99 229V230H100ZM121 229V228H120ZM167 229H169L168 227L165 229L166 230V232H167ZM195 229V230H196ZM11 230H13V227H12V229ZM102 230V229H101ZM100 230V231H101ZM145 230V229H144ZM171 230V229H170ZM203 230V231H202ZM97 231V230H96ZM169 231V230H168ZM0 232H2V235H1V237H0V254L1 253H4V258H3V260H2V263L1 264H7L9 261H10V259H11V257H12V253L15 251V248L18 246V241H19V239H21V238H19L17 235L16 236H12L11 234H10V232H9V230H7V228L6 229H4V230H2V231H0ZM13 232H14V230H13ZM118 232V231H117ZM131 232V231H130ZM141 232V231H140ZM15 233V232H14ZM18 233V232H17ZM98 233V232H97ZM119 233V232H118ZM122 233V232H121ZM198 233V234H199ZM230 235H229V234ZM127 234V233H126ZM129 234V233H128ZM18 235H20V234H18ZM118 235V234H117ZM159 235V234H158ZM206 235H208V238L206 239ZM229 235V236H228ZM93 236H96V235H93ZM99 236V235H98ZM119 236V235H118ZM117 237V236H116ZM124 237V236H123ZM171 237H172V235H171ZM231 237V236H230ZM93 238V237H92ZM125 238V237H124ZM11 239V244H9L8 245V247H6V249H2L3 248V246L5 247V246H7V245H5V244H7V242H9V240ZM90 239V238H89ZM118 238H116V240H117ZM167 239H169L170 240V237L168 238L167 237ZM173 239V238H172ZM94 240H96V238L94 239L93 238V240L92 241H94ZM98 240V241H99ZM121 240H123V239H121ZM121 240H119V242H121ZM174 240H175V238H174ZM173 240V241H174ZM98 241H94V242H98ZM156 241H157V239H156ZM172 241V240H171ZM172 241V242H173ZM74 242V241H73ZM84 242H86L85 240H84ZM83 242V243H84ZM89 242V241H88ZM138 242V241H137ZM165 242H168V241H166V239H165ZM76 243H78V242H76ZM76 243H74V244H76ZM82 243V242H81ZM91 243V242H90ZM90 243H88V245L90 244ZM100 243V242H99ZM117 243H118V240H117ZM122 243V242H121ZM120 243V244H121ZM29 244V243H28ZM72 244V243H71ZM92 246H94V244L95 243H93L92 242ZM137 244V243H136ZM135 244V245H136ZM174 244L175 243H173V245H172V243L170 244L172 247H174ZM217 244V245H216ZM34 246H36V244H33ZM59 245V244H58ZM73 245V244H72ZM78 245H81V244H79L78 243ZM113 245V244H112ZM166 245H169V243L168 244H166ZM165 245V246H166ZM221 245H225V244H221L220 243V246ZM28 246V245H27ZM61 246V245H60ZM75 246V245H74ZM74 246H73V248H74ZM83 246V245H82ZM87 246V245H86ZM52 246H50V247H48V248H51ZM66 247V246H65ZM70 247V246H69ZM167 247H169V246H167ZM31 248V247H30ZM60 248H62V247H60ZM60 248H59V246H58V248L57 249H59L60 250ZM79 247H77V249L75 248V250L77 251H82L83 249L82 248H80V249H78ZM89 248V247H88ZM124 248V247H123ZM166 248V247H165ZM38 249H40V248H38ZM53 249V248H52ZM71 249H72V247H71ZM82 249V250H81ZM94 249V250H95ZM98 249V250H97ZM114 249H116V248H114ZM118 249V248H117ZM120 249H122V247H120ZM124 249H129V248H124ZM134 249V250H135ZM170 249V250H169ZM168 250H169V255H168V253L167 252H164V255H162V256H160V258L162 257V258H164L165 260V264H171V262H173V260H175V257L171 254L170 255V252L172 253V249L171 248H169ZM69 250H70V248H69ZM90 250V249H89ZM91 250H93V249H91ZM165 250V249H164ZM167 250V251H168ZM39 251H41V250H39ZM48 251H50L49 249H48ZM54 251V250H53ZM77 251V252H78ZM85 251V250H84ZM126 251H128V250H126ZM125 251V252H126ZM129 251H128V253H129ZM166 251V250H165ZM176 251V249H175V247H174V249H173V252H175ZM200 251V253L202 254V252ZM215 251H217L216 249H215ZM214 251V252H215ZM22 252V251H21ZM37 252V251H36ZM55 252V251H54ZM60 252H61V250H60ZM63 252V251H62ZM68 252V251H67ZM70 252H71V254L73 253V254H77L76 252L74 253L73 252V250L71 251L70 250ZM79 252V253H80ZM118 252V251H117ZM121 251H119L118 253L119 254H121L120 253ZM155 252V251H154ZM178 252H179V250H178ZM178 252H176V253H174V255L175 254H177ZM208 252V251H207ZM19 253V252H18ZM40 253V252H39ZM43 253V252H42ZM56 253H58V252H56ZM78 253V254H79ZM87 252L85 251V254H86ZM88 253H90V252H88ZM180 253V252H179ZM199 253V254H200ZM204 253V252H203ZM215 253H217V252H215ZM215 253H213V255L215 254ZM68 255H69V252L67 253ZM70 254V255H71ZM77 254V255H78ZM91 254V253H90ZM93 254H94V251H93ZM92 254V255H93ZM97 254V255H98ZM117 254V253H116ZM119 254H117V255H119ZM123 254H126V253H124L123 252ZM153 254V253H152ZM198 254V253H197ZM200 254V255H201ZM209 254V253H208ZM16 255H18V254H16ZM67 255V257H69ZM96 255V256H97ZM128 255V254H127ZM147 254H145V256H146ZM193 254H191L190 256H191V258H193L194 257V259H191L190 257V259L192 260V262H193V260H194V264H202V263H204L205 264V261L207 260L206 259V257H203V254H202V256L201 257H199L198 255H196V253L194 254V255H196V256H198V258L197 257H195V256H192ZM253 255V254H252ZM51 256V255H50ZM100 256H98V261H99V258H100ZM143 256V255H142ZM167 256H169L168 258V260L166 259L167 258ZM173 256V257H172ZM30 257V256H29ZM84 257H86L87 258V256H84ZM83 257V258H84ZM89 258H90V260H93V257H95V256H93V257H91V256H88ZM127 257V256H126ZM138 257H140V256H138ZM180 257V256H179ZM209 257V256H208ZM63 258V257H62ZM75 258H76V255H75ZM78 258V257H77ZM92 258V259H91ZM102 258H100L101 260H102ZM161 258V259H162ZM178 258V257H177ZM196 258V259H195ZM36 259V258H35ZM34 259V260H35ZM37 259H38V257H37ZM82 258H80V260H81ZM88 259V258H87ZM127 258H125L124 260L125 261H128V264H129V261H130V259L128 260H126ZM134 259V258H133ZM132 259V260H133ZM160 259V260H161ZM212 259V258H211ZM27 260H28V258H27ZM66 260H67V258H66ZM83 260V259H82ZM81 260V261H82ZM86 260V259H85ZM89 259L87 260V261H90ZM144 260V259H143ZM177 260V259H176ZM179 260V259H178ZM177 260V261H178ZM191 260H190V263H191ZM210 260V259H209ZM244 260V259H243ZM26 261V260H25ZM29 261V263H30V259L28 260ZM37 261V260H36ZM78 261H79V259H78ZM87 261H86V263H87ZM97 261V262H98ZM111 261L112 262H114L113 261V258L111 259ZM145 261L146 260H144V264H145ZM239 261H241V260H239ZM27 262V261H26ZM26 262L24 263V264H26ZM32 262V261H31ZM39 262V261H38ZM80 262V261H79ZM93 263L95 262V261H92ZM96 262V263H97ZM81 263V262H80ZM89 263H91V262H89ZM99 263V262H98ZM101 263H102V261H101ZM100 263V264H101ZM115 263H117V261L115 262ZM121 263H124V261H121ZM159 263L161 264L162 263V261L160 262L159 261ZM164 263V262H163ZM251 263V264H252ZM27 264H28V262H27ZM30 264H36V263H30ZM83 264V263H82ZM92 264V263H91ZM114 264V263H113ZM126 264V263H125ZM142 264H143V262H142ZM187 264H189V263H187ZM193 264V263H192ZM237 264V263H236ZM238 264H239V262H238ZM244 264V263H243ZM245 264H246V262H245Z\"/></svg>",
    "mask_w": 264,
    "mask_h": 264
}]
</instances>
